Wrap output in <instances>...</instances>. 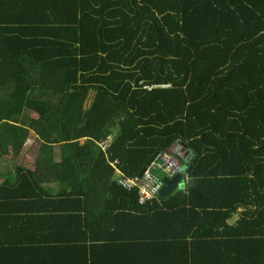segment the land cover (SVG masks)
Returning a JSON list of instances; mask_svg holds the SVG:
<instances>
[{
    "label": "trees",
    "instance_id": "1",
    "mask_svg": "<svg viewBox=\"0 0 264 264\" xmlns=\"http://www.w3.org/2000/svg\"><path fill=\"white\" fill-rule=\"evenodd\" d=\"M176 142L185 187L142 206L224 228L242 207L241 233H264V0H0V215L80 211L63 201L110 184L136 201L110 161L140 176Z\"/></svg>",
    "mask_w": 264,
    "mask_h": 264
},
{
    "label": "crops",
    "instance_id": "2",
    "mask_svg": "<svg viewBox=\"0 0 264 264\" xmlns=\"http://www.w3.org/2000/svg\"><path fill=\"white\" fill-rule=\"evenodd\" d=\"M178 145L172 144L168 151L174 152ZM24 151V162L32 166V159H26L31 154ZM191 157L190 153L186 162ZM186 180L185 169L182 186L175 190L184 188ZM84 183L81 180L80 187ZM41 185L46 189L43 198H61L58 183ZM109 186L110 190L87 191L80 200L63 201L76 209L82 206L80 211L48 213L45 220L32 218L30 212L0 215V264H264V233L239 230L237 221L244 208L238 207L226 219L232 227H214L210 221L218 219L212 213L143 207L133 194ZM19 219L23 222H14ZM34 223L36 230H15ZM11 237L25 242L24 250H5L3 244Z\"/></svg>",
    "mask_w": 264,
    "mask_h": 264
},
{
    "label": "built area",
    "instance_id": "3",
    "mask_svg": "<svg viewBox=\"0 0 264 264\" xmlns=\"http://www.w3.org/2000/svg\"><path fill=\"white\" fill-rule=\"evenodd\" d=\"M166 84L144 85L150 89L152 86H165ZM111 135L98 142L101 149L105 150L111 143ZM117 160L110 161V165L115 168L117 182L124 188L137 190V200L140 204L158 198V192L162 185L161 177L155 173L160 170L164 175L172 176L180 171V161L169 151L159 152L146 166L140 176H126L117 166Z\"/></svg>",
    "mask_w": 264,
    "mask_h": 264
},
{
    "label": "water",
    "instance_id": "4",
    "mask_svg": "<svg viewBox=\"0 0 264 264\" xmlns=\"http://www.w3.org/2000/svg\"><path fill=\"white\" fill-rule=\"evenodd\" d=\"M174 152H176L182 159L187 161L188 158V150L183 144H179L175 147ZM186 169V164L181 165L180 171L176 172L172 176L163 175L161 177V187L159 189L158 195L160 197L169 196L176 188L181 187L182 183L180 182L182 178V173Z\"/></svg>",
    "mask_w": 264,
    "mask_h": 264
},
{
    "label": "rangeland",
    "instance_id": "5",
    "mask_svg": "<svg viewBox=\"0 0 264 264\" xmlns=\"http://www.w3.org/2000/svg\"><path fill=\"white\" fill-rule=\"evenodd\" d=\"M34 137H35V134L34 132H30L29 136H28V139L26 140V143H25V149H32V147L34 146ZM26 159H28L30 162H31V159H32V155H30V157H26ZM155 173L158 174L160 177H162V172L160 170H155Z\"/></svg>",
    "mask_w": 264,
    "mask_h": 264
}]
</instances>
